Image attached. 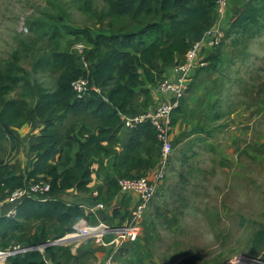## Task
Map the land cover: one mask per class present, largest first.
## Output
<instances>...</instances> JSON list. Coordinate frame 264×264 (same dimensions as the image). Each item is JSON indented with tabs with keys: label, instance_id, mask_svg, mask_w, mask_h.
I'll return each instance as SVG.
<instances>
[{
	"label": "rangeland",
	"instance_id": "1",
	"mask_svg": "<svg viewBox=\"0 0 264 264\" xmlns=\"http://www.w3.org/2000/svg\"><path fill=\"white\" fill-rule=\"evenodd\" d=\"M250 1H244L243 9ZM258 8V23L245 30L232 25L237 13L228 26L221 20L226 33L208 61L212 67L203 68L200 80L193 82L180 109L172 114L173 152L142 216L139 235L111 245H104L111 239L103 244L94 239L67 244L69 249L80 247L75 264L90 263L93 250H100L110 264H231L237 257H264V3ZM108 12L103 0H93L89 11L80 0H0V76L2 84L11 88L0 101L22 99L31 108L38 88L55 91L60 73L53 67V56L64 50L77 58L72 46L88 42L75 32L85 29L92 38L113 36L118 43L151 19L111 18ZM22 23L27 32L21 30ZM69 35L72 38L65 40ZM156 37L151 30L145 35L147 41ZM117 45L106 42L102 50L89 53V59L96 62ZM76 64L81 66L78 60ZM31 123L18 121L12 135L0 137V162L9 161L20 144L19 129ZM102 123L99 113L61 112L49 120H37L22 135L23 154L32 153L35 142L29 143L35 134L54 128L61 140L51 164L61 167L73 161L77 150L63 151L66 138L75 142ZM94 169L102 174L105 168L96 165ZM40 179L46 175L32 181ZM110 188L117 190L116 181ZM78 195L95 197L93 192ZM108 200L109 194L102 204ZM7 206L12 204L4 203ZM113 219L108 221L129 222L130 214L114 211ZM82 220L96 224L93 216L84 215L79 225ZM50 225L30 219L15 237L0 239V264H8L5 254L27 248L41 251L42 243L56 240L47 229ZM42 226L48 237L45 242L37 232ZM35 237L42 242L32 245Z\"/></svg>",
	"mask_w": 264,
	"mask_h": 264
},
{
	"label": "trees",
	"instance_id": "2",
	"mask_svg": "<svg viewBox=\"0 0 264 264\" xmlns=\"http://www.w3.org/2000/svg\"><path fill=\"white\" fill-rule=\"evenodd\" d=\"M80 1L85 10L92 9L93 0ZM103 1L108 5V15L111 18L130 17L134 21L139 18L151 19L136 34L128 33L118 43L113 36L97 35L92 38L85 29L75 32L86 37L87 43L92 46L90 54L102 50L106 42L118 44L107 49L96 62L90 60L93 65L89 79L100 89L101 95L92 92L89 99L82 101L75 99L70 84L84 77L85 72L76 64V61H79L78 57L64 52L53 56V67L63 71L57 79L55 91L47 92L38 88L35 103L31 108H28L22 99L0 101V137L3 138L13 134L12 128L18 121L26 123L34 118L46 121L61 112L74 116L99 113L103 119V123L93 133L84 135L75 142L66 138L63 151H71L74 147L77 150L73 161L70 160L61 167L51 164L61 140L59 131L51 127L45 128L35 136V144L30 147V151L35 155V161L31 170L24 176L15 174L7 164L0 162L2 200L37 176L46 175V179L50 181L48 194L15 202L12 204L15 212L11 216L0 215L1 240L8 241L15 237V233L22 229L23 222L30 219L41 224L56 220V224H51L47 228L55 235L56 240L52 242L53 244L64 240H57L59 237L74 232V226L85 215V209L67 205L54 197L67 191L86 196L92 193L90 183L91 176L96 173L94 167L104 166L102 159L109 155L105 140L112 131L122 127V116L136 113L134 98L142 91L143 86L147 84L156 86L159 81L166 78V72L185 55L190 41L201 38L202 33L213 23L215 8V0ZM260 3H264V0L248 2L243 11L238 13L233 27L245 30L251 25H256L260 18L258 8ZM149 30L155 32L157 37L147 41L145 35ZM154 63H157L156 67ZM211 67L209 64L208 68ZM1 78L0 76V97L11 90L9 86L2 84ZM131 132L129 143L113 166L118 178L133 177L127 173L141 163L142 139L156 141L154 130L149 124L138 126ZM123 165H126L128 172L125 170L126 173L122 174ZM114 181V177L109 179V185L111 186ZM37 232L42 236V241H47L43 226L38 228ZM42 241L35 237L32 245H38ZM58 256L67 260L74 258L67 245H55L45 248L43 252L37 250L16 252L8 256L6 261L8 264H47L46 262L54 264ZM0 259L2 260L1 254Z\"/></svg>",
	"mask_w": 264,
	"mask_h": 264
},
{
	"label": "built area",
	"instance_id": "3",
	"mask_svg": "<svg viewBox=\"0 0 264 264\" xmlns=\"http://www.w3.org/2000/svg\"><path fill=\"white\" fill-rule=\"evenodd\" d=\"M229 0H215V8L213 19L216 21L209 26L199 40H191L189 47L183 58L184 61L174 64L171 67V77H166L156 84V89L165 97L167 101L160 103L152 111L136 112L122 116V128L132 131L138 126L149 124L155 133L156 142L159 146L158 164L149 176H133L128 178H117V189L121 194L133 195L137 197L136 203L130 212L129 222L122 224H108L103 221H96V224L91 226L86 221L81 226L79 223L74 226V232L64 236L63 239L70 240V243L83 242L88 239H94L103 244V240L111 239L110 242L104 245L114 244L116 241H124L136 238L140 232V224L142 216L147 210L151 200L154 198L158 185L165 175V170L169 164L171 154L173 152L172 143V114L181 105L182 100L186 97L190 84L191 76L199 69L208 67V62L201 59L204 49L216 50L226 33L221 20L224 18ZM21 30L27 32V28L22 23ZM78 57L81 67L85 72V76L73 81L70 84L74 97L78 101L85 100L90 94L96 93L101 95L100 89L95 86L89 79L92 70V63L88 57V51L92 46L88 43L77 42L72 46ZM105 99V98H103ZM50 191V181L47 179L34 180L28 182L23 188H19L7 195L3 200L0 198V209L4 207V203H15L22 199L30 197H42ZM104 206L101 203L91 212L103 210ZM15 211L11 210L7 216H11ZM95 214V213H94ZM69 243V244H70ZM34 248H27L23 251H32ZM14 252L13 255L16 253ZM43 252V249L40 251ZM49 264L48 262H46ZM231 264H259V258L237 257ZM51 264V263H50ZM90 264H110L109 259H104L103 262H93Z\"/></svg>",
	"mask_w": 264,
	"mask_h": 264
},
{
	"label": "crops",
	"instance_id": "4",
	"mask_svg": "<svg viewBox=\"0 0 264 264\" xmlns=\"http://www.w3.org/2000/svg\"><path fill=\"white\" fill-rule=\"evenodd\" d=\"M245 0H229V5L227 7L223 24L225 26L230 25L231 21L234 18V14L237 13L243 9ZM235 14V15H237ZM214 23V21H213ZM212 23V24H213ZM211 24V25H212ZM223 25V26H224ZM79 36V35H77ZM74 37V36H73ZM76 37V36H75ZM72 35L65 38L71 39ZM65 45V41L62 42ZM64 50H60L58 53H64ZM215 53L213 50L210 49H204L202 51V55L200 58L203 60L205 59L207 62H210V58L214 57ZM184 61L183 58L179 60V62ZM154 66H157V63H154ZM59 73L61 74L63 71L61 69H58ZM203 69L197 70L190 78L189 84L190 87H192L193 82L199 81L200 76L202 74ZM199 72V73H197ZM199 75H197V74ZM204 73V72H203ZM59 74V76H60ZM207 74V73H206ZM58 76V77H59ZM166 77H171V69L168 70L165 74ZM197 78H196V77ZM43 87V86H42ZM142 91L137 94L134 98V109L136 112H143V111H152L154 110L160 103L167 101V97L162 95L157 89L156 86L152 85H144L141 89ZM196 90V89H195ZM49 92V91H48ZM53 92V91H50ZM10 100V99H7ZM38 119L34 118L32 120V123H36ZM41 120H38V122ZM30 125H25L20 130L19 137V143H15L16 145L19 144V147L16 151L13 152L11 158L9 161L5 164L9 166L11 170L15 172V174L24 176L27 171L31 170L33 163L35 161V155L33 153H28L26 156L23 154L26 149V143L24 136L26 133L31 129ZM173 132L171 134V138L173 137ZM39 135V133L35 134L33 139L30 141L29 145H31L33 142H35L34 138L35 136ZM132 132L129 130H126L122 127H119L116 131H112L106 139V145L109 151V155L105 158H103V165H104V171L102 174L100 173H94L91 176V183L90 188L92 189V192L94 193L95 197H92L91 199H95L97 203L103 202L107 198V195L109 194V200L105 203L104 209L95 211L92 213L89 210H85V215L87 217H92L95 219V221H103L108 224H113L108 221L114 220L113 214L114 211H119L120 214H125L126 211L130 212L132 211L137 197L133 195H125L121 194L118 189L112 190L110 188V185L108 183V180L114 177L115 181L118 178V174L114 172L113 166L118 160V156L123 152L125 146L129 143L131 138ZM158 158H159V146L155 140L148 141L146 139H142V144L140 148V165L136 169L130 170L128 172V169L125 168L126 165H123V168L121 169V173L125 172V170L128 172L129 176H149L153 173L155 170L157 164H158ZM126 173V172H125ZM32 179L29 181L31 182ZM111 189V190H110ZM110 191V192H109ZM92 194V193H91ZM13 210V206H7L0 210V215L5 214L7 216L8 212ZM85 221V220H84ZM114 224L116 223V220L114 221ZM51 224H56V220H53L50 222ZM78 243V242H77ZM71 254L74 256L71 260H67L66 258L57 257L54 264H75L76 259L80 257V247L79 245H75V247L69 249ZM100 250H93L92 253L95 255V259H91L90 263L93 262H103L104 258L102 255H99ZM85 253V252H84ZM88 263V264H90Z\"/></svg>",
	"mask_w": 264,
	"mask_h": 264
},
{
	"label": "water",
	"instance_id": "5",
	"mask_svg": "<svg viewBox=\"0 0 264 264\" xmlns=\"http://www.w3.org/2000/svg\"><path fill=\"white\" fill-rule=\"evenodd\" d=\"M55 199L67 204V205H71V206H78L81 208H85L89 211L94 210L97 207V201L95 199H91V198H87V197H82L79 195H74L68 192H62L57 194L55 197ZM64 237H62L61 239H63ZM70 243V240H61L59 244H53L51 241H47L45 243H42L40 246L41 248L44 250L47 247H52L55 245H67ZM5 257L8 256H12L11 254H5ZM259 264H264V257L260 258V263Z\"/></svg>",
	"mask_w": 264,
	"mask_h": 264
},
{
	"label": "bare ground",
	"instance_id": "6",
	"mask_svg": "<svg viewBox=\"0 0 264 264\" xmlns=\"http://www.w3.org/2000/svg\"><path fill=\"white\" fill-rule=\"evenodd\" d=\"M83 222H84V220H82L81 222H80V225L79 226H81L82 224H83ZM59 240V239H58ZM67 239H64V241H66ZM60 242H58V244H59Z\"/></svg>",
	"mask_w": 264,
	"mask_h": 264
}]
</instances>
